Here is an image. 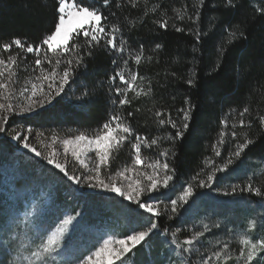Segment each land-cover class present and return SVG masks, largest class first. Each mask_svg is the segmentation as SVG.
I'll return each mask as SVG.
<instances>
[{
    "label": "trees",
    "instance_id": "trees-1",
    "mask_svg": "<svg viewBox=\"0 0 264 264\" xmlns=\"http://www.w3.org/2000/svg\"><path fill=\"white\" fill-rule=\"evenodd\" d=\"M75 2L99 10L105 17L102 24L106 32L113 27L117 29L115 49L105 40L89 45L81 35L69 42L71 54L55 56L45 53L44 49L39 56L35 52L27 53L28 45H41L54 31L59 17L58 0H0V58L9 62V57H16L9 89L14 96L23 87L45 83L39 77L53 69L62 74L69 59L73 69V77L65 86L62 98L58 97L37 116L15 117L8 122L3 132L5 138L0 139V150L4 151L0 162L8 161L11 147L8 138L19 129L31 127L42 135L83 132L91 136L111 116L118 115L120 122L131 127L132 132L113 150L109 164L101 168L102 176L112 179L118 172L133 168L137 172H150L148 165L159 160L169 164L173 170L169 174L174 179L169 188L150 195L152 203L160 205L159 217L112 195L110 200L93 199L95 204L85 206L82 230L85 232L100 224L113 234L125 237L134 231L146 230L156 222L157 229L132 254L125 256V264L128 261L132 264H238L247 254L242 241L249 235L257 237L264 233V0ZM163 22H167V28L161 27ZM14 38H20L25 49L13 45L11 50L4 51L2 45ZM136 55L141 56L139 64L135 62ZM37 58L42 60L40 67L35 65ZM56 59L61 61L59 67ZM118 72L129 80L132 75L137 76L133 89L126 93L129 103L123 106L119 101L125 96L118 95L115 89H127V85L120 82ZM113 76L115 80L111 79ZM189 79L194 84L189 85ZM190 106L189 127L182 138H175L177 129L168 121H175L180 128L184 123L181 109ZM161 120L165 123L161 124ZM137 136L141 138L143 165L134 162L132 145L138 142ZM249 140L252 143L236 156L238 146ZM165 151L166 158L162 155ZM37 170L29 172L32 182H56L53 169L44 173ZM213 172L216 175L212 189L198 188L199 181L206 180ZM189 183L196 188L194 197L183 207L178 202V211L173 214L171 200ZM249 185L259 188L261 195L247 191ZM53 187L52 190L46 185L43 188L51 194L53 205H79V201L69 199L64 193L67 188L64 182ZM233 187L237 188L235 194H231ZM224 192L229 195H223ZM0 204V230L4 233L2 239H6L18 228L8 225L5 231L3 212L7 206ZM45 217L53 216L46 213ZM253 222H257L258 228L251 232L248 227ZM80 231L79 228L77 234ZM30 233L34 234L32 230ZM93 236L94 233L74 235L70 242L83 249L75 256L67 252L59 264H75L92 251L96 247ZM185 239L194 240L190 251L181 244ZM168 241L175 242L179 253L169 252Z\"/></svg>",
    "mask_w": 264,
    "mask_h": 264
},
{
    "label": "snow or ice",
    "instance_id": "snow-or-ice-1",
    "mask_svg": "<svg viewBox=\"0 0 264 264\" xmlns=\"http://www.w3.org/2000/svg\"><path fill=\"white\" fill-rule=\"evenodd\" d=\"M202 2L203 0H201V3ZM104 3L107 4L108 0H104ZM229 3H231V0H229ZM57 11L59 13L58 23L55 25L54 31L42 40L41 45L36 47L28 45L25 49V44L21 39L14 38L11 43H4L2 49L8 51L15 45L17 48L25 49L27 53L35 52L37 56L41 54L42 49L45 50V53L50 52L55 56H60L61 54H71L72 49L69 47V42L81 35L86 38L89 45L99 44L101 40H105L109 47L113 49L117 47V37L115 35L117 29L113 27L111 31H105V26L102 24V20H104L105 17L99 10L78 5L75 0H58ZM167 26V22L161 23V27L167 28ZM177 30L180 31L181 29ZM74 47L78 48L79 45H74ZM157 47H159V45H157ZM120 50L123 51L122 44ZM140 60L141 56L136 55L135 62L139 64ZM52 62L51 59H47L48 64H52ZM60 63L61 61L56 59L55 64L57 67H59ZM125 63H127V61H125ZM15 64V56L9 57V63L0 59V101H3L0 102V133L5 132L8 114L14 112H18L19 114H30L38 109L51 105L53 101H56L57 97H61V94L65 93V86L69 84L70 79L73 77V69L71 67L72 60L69 59L67 60L68 67H65L62 74L53 69L52 72L43 74L39 77L41 81L46 83L47 91H45V83L32 84L30 89L28 87H23L19 91V97L22 101L26 102L14 106L12 98L15 94L9 91V89L13 83L11 67ZM35 65L38 67L42 66V60L37 58L35 60ZM6 73L8 74L7 77ZM117 75L119 76L120 82L127 85V89H121L119 87L115 89L118 95L122 94L125 96L124 99L119 101V104L123 106L129 103V100L126 98V93L128 90L133 89L137 76L132 75L129 80L126 79L122 72H118ZM57 77H59L58 80ZM115 78V76L111 77L113 80H115ZM6 79L8 82H5ZM187 83L192 85L194 84V80L189 79ZM181 111L183 112L184 123L180 128H178L175 121H168L173 129H177L175 138H182L185 134V130L189 127L188 121L191 116L192 106L187 109H181ZM245 111H247V109H245ZM120 121V116L113 115L107 122L102 124L101 129L94 135L89 136L81 132L63 141L65 145L64 151L68 152L70 150L71 155L75 157L81 165H84L85 168H88V165L81 157L88 153H94L96 163L94 167L90 169L92 174L85 173L82 177L75 174L69 175L65 163L59 162L54 153H49L46 158L47 163L54 166L55 169H58L68 180L76 185L83 184L92 189L114 193L123 200L137 205L138 208L145 213L151 214L153 217H159L161 215L159 203L142 202V197L146 194L157 192L160 189L169 188L170 182L173 181L174 176L169 174V172L173 170L167 162L160 163V161L157 160L155 163L148 165L151 169L150 172H136L134 168L118 172L117 176L122 178L123 183H117L115 179L106 180L101 174V168L109 164L113 150L117 149L132 132L131 127ZM160 123L164 124L165 122L161 120ZM241 123L243 124V121H241ZM27 132L31 133L32 128L29 127ZM232 135L235 136L236 133L233 132ZM12 139L20 141L24 149H28L37 157L41 156V152L29 143L27 135L22 138L21 133L17 131L16 134L12 136ZM53 139H55V137H53ZM136 139L138 142L132 145L135 152L134 162L135 165H143L144 160L141 157V143H139L141 138L137 136ZM152 143L155 144L156 141L153 140ZM251 143L252 141L249 140L247 143L240 144L235 155L240 156L241 151L247 148ZM162 155L166 158L168 156L167 151L162 153ZM216 155L219 156L220 152L217 151ZM228 164H231V160H229ZM228 164L224 165L225 169H227ZM128 172H133L134 178L129 177L127 175ZM215 175L216 173L213 172L207 176L206 180H200L197 187L202 190L212 189ZM241 191H244V189H241ZM247 191L254 192L256 195H261L260 189H253L251 185L248 186ZM195 192L196 188H194L193 184H187L184 190L180 192L176 198L171 200V212L173 214L177 213L178 202L181 207L188 205L190 198L194 197ZM236 192L237 188L233 187L231 194H235ZM222 194L229 195L228 192ZM76 218V216H68L65 221L64 232H67V226L71 225ZM156 229L157 223L153 222L146 230L134 231L119 240L113 241L111 238L104 239L103 244L98 247L92 255L87 256L86 264H93L94 261H101L102 264H115L116 261L121 260L126 254L131 253L137 246L142 245ZM175 235L176 233L173 232L172 236L174 237ZM193 242V239H185L183 241L184 245L189 246V248L186 249L187 251L191 250ZM242 244L249 246L250 249L247 255L244 256L245 264H250L257 256L258 251L264 250V240L258 243H251L248 239H244ZM225 248H227V245H225ZM215 255L219 256V253ZM241 255H244V253L242 252Z\"/></svg>",
    "mask_w": 264,
    "mask_h": 264
},
{
    "label": "rangeland",
    "instance_id": "rangeland-1",
    "mask_svg": "<svg viewBox=\"0 0 264 264\" xmlns=\"http://www.w3.org/2000/svg\"><path fill=\"white\" fill-rule=\"evenodd\" d=\"M0 59L9 63L6 58ZM35 84H40V82ZM47 90V86H45V91ZM12 102L15 106L26 101H22L18 93L17 96H13ZM54 102L55 101H53V103ZM51 105L38 109L30 114H19L18 112L8 114L7 124L15 117L30 118L37 116L40 111L48 109ZM20 130L22 129H19L18 132L21 133V137L23 138V136L27 135L29 143L41 152V156L37 157L28 149H24L20 141H16L12 139V137L8 138V143L11 145L10 154H7L9 157L6 159L8 161L4 160L0 162V203L7 206L3 212L6 215L5 231L8 225H10L9 228L17 227L18 229L8 234L6 239H2L4 233L3 230H0L2 234L0 235V264H59L60 261L62 262V258L66 257L67 252H69L67 255L75 256L76 253L83 249H79L78 245L74 247L73 243L70 242V239L74 235L94 233L95 236H93V238L96 240V247L75 262V264H86L87 256L92 255L95 250L103 244L104 239L111 238L113 241H116L124 238L115 233L113 234L112 231H109L100 224L95 226V228L92 227L88 230L86 228L87 231L85 232L82 230V227H80L81 218L85 211L84 208L88 204H95L93 203V199L110 200L112 199V195L119 199L122 198L108 191L92 189L83 184L76 185L68 180L58 169H55L54 166L47 163L46 158L49 153H54L59 162L65 163L69 175L75 174L82 177L85 173L92 174L90 169L93 168L96 163L94 153H88L81 157L88 165V168H85L84 165H81L79 161L71 155L70 150L68 152L64 151L65 145L63 141L71 136L78 135V133L73 132L70 134V132H68L66 136H56L51 134H36L34 131L31 132L32 134H29L27 129L24 131ZM53 137H55V139H53ZM1 138H5L4 133H0V139ZM3 155L4 151L0 150V156ZM33 169H38L37 172L39 173H44L45 170L50 172V169H53L56 173V182H47V184L37 183L36 181L32 182V180L29 179L31 177L29 172ZM127 175L134 178L133 172H128ZM112 179H115L117 183H123L122 178L118 176L112 177ZM59 182H64L66 184L67 188L64 193L69 195V199L80 202L79 205L76 203L73 205L75 206L74 210L73 206L70 204L67 206L53 205L51 194H49L46 189H43L46 185V187L52 190L54 189L53 186ZM150 195L151 193L142 197V202L152 203ZM20 202L23 205H21ZM1 207L2 205L0 204V208ZM46 213H50L53 217H45ZM68 216H76L77 218L71 225L67 226V232H64L65 221ZM36 221H38V223H36ZM115 221L117 220H113V222ZM79 228L81 231L77 234L76 231ZM257 228V222H253L250 224V227H248V230L252 232V230H257ZM29 230H32L34 234H31ZM87 239L90 240V237H87ZM247 239L251 241V243H258L264 240V233L257 237H250L249 235ZM168 242L167 247L169 252L173 253L174 251L175 253H179V247L174 244L175 242ZM8 245L12 246L11 249ZM183 246H185L186 249L189 248L187 245L183 244ZM191 247H194V243ZM245 247L248 253L250 250L249 246ZM132 253L133 251L131 254ZM4 254H7V257L4 256ZM125 256L127 257L128 254ZM126 257H122L121 260L116 261L115 264H125L127 261ZM128 263L132 264V261H128ZM93 264H102V262L94 261ZM238 264H245L244 257H241V261H239ZM250 264H264V250L258 251L257 256Z\"/></svg>",
    "mask_w": 264,
    "mask_h": 264
}]
</instances>
